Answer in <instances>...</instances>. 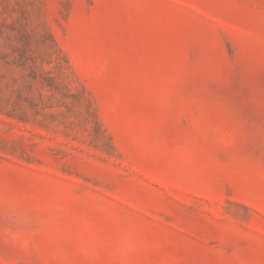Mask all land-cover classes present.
Masks as SVG:
<instances>
[{
	"label": "rangeland",
	"instance_id": "374dc122",
	"mask_svg": "<svg viewBox=\"0 0 264 264\" xmlns=\"http://www.w3.org/2000/svg\"><path fill=\"white\" fill-rule=\"evenodd\" d=\"M0 264H264V0H0Z\"/></svg>",
	"mask_w": 264,
	"mask_h": 264
}]
</instances>
